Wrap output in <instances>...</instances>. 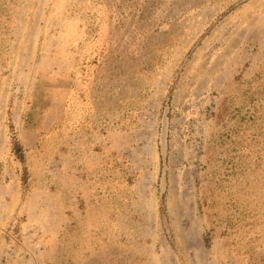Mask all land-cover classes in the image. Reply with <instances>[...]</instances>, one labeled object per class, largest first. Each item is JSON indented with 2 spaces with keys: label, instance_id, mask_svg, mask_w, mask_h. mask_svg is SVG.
Wrapping results in <instances>:
<instances>
[{
  "label": "rangeland",
  "instance_id": "obj_1",
  "mask_svg": "<svg viewBox=\"0 0 264 264\" xmlns=\"http://www.w3.org/2000/svg\"><path fill=\"white\" fill-rule=\"evenodd\" d=\"M0 264H264V0H0Z\"/></svg>",
  "mask_w": 264,
  "mask_h": 264
},
{
  "label": "trees",
  "instance_id": "obj_2",
  "mask_svg": "<svg viewBox=\"0 0 264 264\" xmlns=\"http://www.w3.org/2000/svg\"><path fill=\"white\" fill-rule=\"evenodd\" d=\"M16 146L19 147L18 145L15 144V146H14V152L15 153L18 152V151H20L18 148H16Z\"/></svg>",
  "mask_w": 264,
  "mask_h": 264
}]
</instances>
